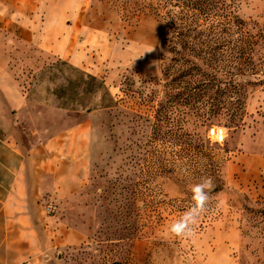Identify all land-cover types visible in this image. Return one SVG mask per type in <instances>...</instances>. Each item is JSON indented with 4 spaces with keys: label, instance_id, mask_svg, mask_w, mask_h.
I'll use <instances>...</instances> for the list:
<instances>
[{
    "label": "rangeland",
    "instance_id": "374dc122",
    "mask_svg": "<svg viewBox=\"0 0 264 264\" xmlns=\"http://www.w3.org/2000/svg\"><path fill=\"white\" fill-rule=\"evenodd\" d=\"M84 2L106 31L98 53L117 63L111 79L40 50L31 51L32 60L13 58L33 111L53 110L52 134L75 130L69 156L74 186L64 194L58 186L44 204L56 205V217L78 234L71 233L64 264H264V0H227L246 23L242 41L236 35L230 47L247 46L248 31L258 36L256 74L246 72L244 59L233 60L235 49L233 56L219 52L209 68L239 85L245 97L240 124L220 115L203 124L176 98L179 90L166 87L164 70L175 55L157 0ZM192 60L204 67L202 58ZM0 104V129L7 133L14 115L1 98ZM19 125L28 140L25 120ZM213 125L227 128L223 144L208 137ZM202 178H211L213 189L195 235L168 234L192 204L190 186Z\"/></svg>",
    "mask_w": 264,
    "mask_h": 264
},
{
    "label": "crops",
    "instance_id": "0c3cea01",
    "mask_svg": "<svg viewBox=\"0 0 264 264\" xmlns=\"http://www.w3.org/2000/svg\"><path fill=\"white\" fill-rule=\"evenodd\" d=\"M58 1L0 0V98L14 115L7 133L0 129V264H64L72 233L44 204L48 192L60 186L64 194L74 186L69 156L75 130L52 134L53 110L33 111L13 58L32 60L31 51L40 50L95 77L115 74V60L98 53L106 31L94 11L84 0ZM22 119L31 132L28 140L19 127Z\"/></svg>",
    "mask_w": 264,
    "mask_h": 264
},
{
    "label": "trees",
    "instance_id": "16d2710c",
    "mask_svg": "<svg viewBox=\"0 0 264 264\" xmlns=\"http://www.w3.org/2000/svg\"><path fill=\"white\" fill-rule=\"evenodd\" d=\"M157 1L163 13L166 41H169L175 55L164 70L166 87L179 90L176 98L192 107L203 124L209 123L212 117L218 115L228 122L240 124L245 115V97L241 89H238L239 85L233 77L223 79L219 77L220 71L213 68L211 72L209 68L213 60L217 61L219 52L227 54L235 49L236 56L230 52L233 60L244 59L243 68L246 72H250L249 75L256 74L258 65L253 62L252 54L258 36L248 31L247 46L230 47L234 36L238 35V41H242L246 23L230 11L227 0ZM260 37L259 34V39ZM196 40L202 41L200 48L195 46ZM212 42L218 45L212 47ZM196 57L203 59L204 67L192 60ZM207 106L211 107L210 112L204 111ZM180 113L186 114L184 111ZM165 119H171L169 114H165ZM178 131H182V128H178L176 132Z\"/></svg>",
    "mask_w": 264,
    "mask_h": 264
},
{
    "label": "clouds",
    "instance_id": "9594fccd",
    "mask_svg": "<svg viewBox=\"0 0 264 264\" xmlns=\"http://www.w3.org/2000/svg\"><path fill=\"white\" fill-rule=\"evenodd\" d=\"M212 189L211 178H202L200 182L192 184L190 186L192 204L179 219L170 224L167 233L176 238H192L200 217L208 211L209 194Z\"/></svg>",
    "mask_w": 264,
    "mask_h": 264
},
{
    "label": "built area",
    "instance_id": "2783aa9c",
    "mask_svg": "<svg viewBox=\"0 0 264 264\" xmlns=\"http://www.w3.org/2000/svg\"><path fill=\"white\" fill-rule=\"evenodd\" d=\"M227 128L219 125H213L208 131V137L214 143L223 144L227 139ZM45 210L49 216H56L58 208L54 204H49L45 207Z\"/></svg>",
    "mask_w": 264,
    "mask_h": 264
}]
</instances>
